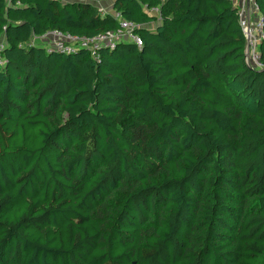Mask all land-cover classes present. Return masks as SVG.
Returning <instances> with one entry per match:
<instances>
[{
	"label": "trees",
	"instance_id": "obj_1",
	"mask_svg": "<svg viewBox=\"0 0 264 264\" xmlns=\"http://www.w3.org/2000/svg\"><path fill=\"white\" fill-rule=\"evenodd\" d=\"M93 1L0 0V264H264V71L236 8L113 0L140 47L33 42L118 29Z\"/></svg>",
	"mask_w": 264,
	"mask_h": 264
},
{
	"label": "built area",
	"instance_id": "obj_2",
	"mask_svg": "<svg viewBox=\"0 0 264 264\" xmlns=\"http://www.w3.org/2000/svg\"><path fill=\"white\" fill-rule=\"evenodd\" d=\"M94 2L93 0H84ZM107 0H98L96 3L105 2ZM111 2L113 0H110ZM232 5L236 8L238 14V24L245 37L244 47V60L247 66L252 69L263 70L264 64L260 61L259 57V44L262 38V24L261 17L257 11V6L254 0H230ZM100 9V8H99ZM104 12V10L100 9ZM148 12L152 15H159V7H152L148 9ZM115 18L119 22V28L113 31H107L103 34H99L92 38H79L71 36L67 33L59 31L47 32L45 35L39 38H43L48 34H54L61 36L64 40H57L54 43H44V46L48 51L56 50L61 53L73 52L76 48L88 49L90 54L98 58L97 49L99 47H114L118 42H131L140 47L142 45L141 37L134 33V29L137 27L133 22L127 21L121 18L118 12H112ZM254 14V15H253ZM149 26V25H148ZM147 26V27H148ZM149 28V27H148ZM38 39V38H37ZM5 43L0 40V68L5 65V58L3 51Z\"/></svg>",
	"mask_w": 264,
	"mask_h": 264
},
{
	"label": "rangeland",
	"instance_id": "obj_3",
	"mask_svg": "<svg viewBox=\"0 0 264 264\" xmlns=\"http://www.w3.org/2000/svg\"><path fill=\"white\" fill-rule=\"evenodd\" d=\"M96 5L104 11L111 10V1L110 0H107L105 2L96 3ZM158 21H159V19H155L154 22L149 24V26H148L149 29L153 30L154 24H157ZM57 40L63 41L64 39L61 36H57L54 34H48L43 38L33 39V42L44 45V43L52 44V43H54V41H57ZM122 199H123V195L121 193L115 194V196L107 202V204L105 205L104 208H102V210L95 212L96 216L101 217L102 218L101 221H103V222L105 221V218L110 219L112 217L111 215L117 214L118 206H120ZM115 208H117V209L115 210Z\"/></svg>",
	"mask_w": 264,
	"mask_h": 264
},
{
	"label": "crops",
	"instance_id": "obj_4",
	"mask_svg": "<svg viewBox=\"0 0 264 264\" xmlns=\"http://www.w3.org/2000/svg\"><path fill=\"white\" fill-rule=\"evenodd\" d=\"M62 3H66V2H74V1H76V0H60ZM111 8H112V2H111ZM110 12L112 11V10H109ZM254 15V14H253ZM257 15H258V13H257ZM157 19H159V18H157Z\"/></svg>",
	"mask_w": 264,
	"mask_h": 264
}]
</instances>
